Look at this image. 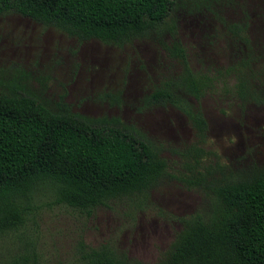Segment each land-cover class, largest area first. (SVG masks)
<instances>
[{"label":"trees","instance_id":"1","mask_svg":"<svg viewBox=\"0 0 264 264\" xmlns=\"http://www.w3.org/2000/svg\"><path fill=\"white\" fill-rule=\"evenodd\" d=\"M176 0H0L13 12L79 40L123 45L155 36L172 68L143 96L170 106L189 124L193 140L167 172L161 150L117 117H88L62 103L51 110L28 92L0 91V237L18 229L47 197L89 214L121 196L147 192L164 176L210 193L207 212L178 218L179 230L155 264H264V166L231 170L204 148L207 122L199 101L224 93L241 105L264 108V0H203L229 49L225 63L190 67L183 45L163 21ZM167 30L169 40L160 36ZM21 259V260H20ZM11 264L27 263L26 258ZM79 264H142L107 247Z\"/></svg>","mask_w":264,"mask_h":264},{"label":"rangeland","instance_id":"2","mask_svg":"<svg viewBox=\"0 0 264 264\" xmlns=\"http://www.w3.org/2000/svg\"><path fill=\"white\" fill-rule=\"evenodd\" d=\"M203 0H176L163 21L197 70L225 63V45ZM169 40L167 30L160 36ZM155 36L123 45L79 40L17 13L0 14V91L28 92L51 110L64 103L88 117H117L161 150L167 172L177 175L181 151L193 140L185 117L170 106H144L143 96L172 68ZM207 122L204 148L231 170L264 166V108L241 105L224 93L199 101ZM164 176L147 195L121 196L89 214L36 197L24 223L0 237V264L26 258L35 264H79L101 247L127 260L155 264L180 228L178 218L205 213L210 193ZM21 260V259H20Z\"/></svg>","mask_w":264,"mask_h":264}]
</instances>
